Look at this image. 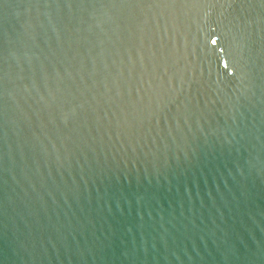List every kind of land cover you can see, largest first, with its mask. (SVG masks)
Listing matches in <instances>:
<instances>
[{"label": "water", "instance_id": "95a60500", "mask_svg": "<svg viewBox=\"0 0 264 264\" xmlns=\"http://www.w3.org/2000/svg\"><path fill=\"white\" fill-rule=\"evenodd\" d=\"M0 264H264V0H0Z\"/></svg>", "mask_w": 264, "mask_h": 264}, {"label": "snow or ice", "instance_id": "6c2138e0", "mask_svg": "<svg viewBox=\"0 0 264 264\" xmlns=\"http://www.w3.org/2000/svg\"><path fill=\"white\" fill-rule=\"evenodd\" d=\"M213 43H215V41H213Z\"/></svg>", "mask_w": 264, "mask_h": 264}]
</instances>
